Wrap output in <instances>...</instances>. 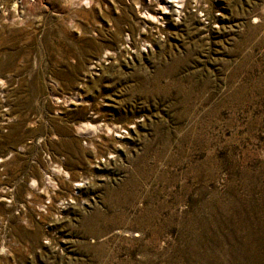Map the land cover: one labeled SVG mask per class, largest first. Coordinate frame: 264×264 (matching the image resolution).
I'll return each mask as SVG.
<instances>
[{
	"label": "rangeland",
	"instance_id": "obj_1",
	"mask_svg": "<svg viewBox=\"0 0 264 264\" xmlns=\"http://www.w3.org/2000/svg\"><path fill=\"white\" fill-rule=\"evenodd\" d=\"M158 1L0 0V264L264 250V0Z\"/></svg>",
	"mask_w": 264,
	"mask_h": 264
},
{
	"label": "bare ground",
	"instance_id": "obj_2",
	"mask_svg": "<svg viewBox=\"0 0 264 264\" xmlns=\"http://www.w3.org/2000/svg\"><path fill=\"white\" fill-rule=\"evenodd\" d=\"M168 3L167 0H161L157 2V6L167 10L169 8ZM146 17L156 19L155 14L148 13L147 15H140L141 22L145 23ZM240 245L241 249L235 251L232 255V264H264V250L260 243H257V241L243 240V244L240 243Z\"/></svg>",
	"mask_w": 264,
	"mask_h": 264
}]
</instances>
